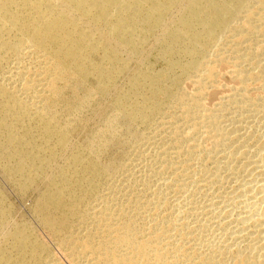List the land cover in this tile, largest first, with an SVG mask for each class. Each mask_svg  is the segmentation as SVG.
Returning a JSON list of instances; mask_svg holds the SVG:
<instances>
[{
  "label": "bare ground",
  "instance_id": "1",
  "mask_svg": "<svg viewBox=\"0 0 264 264\" xmlns=\"http://www.w3.org/2000/svg\"><path fill=\"white\" fill-rule=\"evenodd\" d=\"M250 40L264 55V0H0V176L22 195L36 190L32 212L70 264H264V145L250 140L251 155L243 143L254 134L227 136L220 120L249 111L247 82L264 79ZM221 62L240 85L208 110L203 98L219 88ZM90 106L100 121L74 142ZM215 134L242 138L235 159L253 175L236 191L248 209L221 222L229 242L206 260L209 249L186 246L201 223L185 216L203 208L181 211L170 194L217 182L204 165L192 177L203 139ZM138 164L145 171L134 175ZM3 189L0 264H59Z\"/></svg>",
  "mask_w": 264,
  "mask_h": 264
},
{
  "label": "rangeland",
  "instance_id": "2",
  "mask_svg": "<svg viewBox=\"0 0 264 264\" xmlns=\"http://www.w3.org/2000/svg\"><path fill=\"white\" fill-rule=\"evenodd\" d=\"M199 28V27H198ZM259 38V37H257ZM247 45H250L253 43V41L251 42L250 41H247L246 43H248ZM251 42V43H250ZM256 43V41H254ZM253 43V44H255ZM258 44V43H256ZM255 44V45H256ZM254 45V46H255ZM251 46V45H250ZM252 45V47L254 48V54L255 56H258L260 55L261 53L259 52V47L258 45H256L254 47ZM256 51L258 53H256ZM261 51H264V48L263 50ZM260 53V54H259ZM258 54V55H257ZM264 55H260L259 59L262 60V63H264ZM162 62L158 61L156 62L153 66L155 68H161ZM261 63V69L263 70L264 72V64ZM226 64H229L230 66L226 65ZM247 68H249L248 65H245ZM263 66V67H262ZM217 67V72L216 74L214 75L213 79L215 80L216 84L219 85V88L218 87H213L212 90H210L212 87L210 86L209 90L206 92V95L205 97L203 98V103H204V106L206 109L208 110H211V108L214 106L215 103L219 102L218 100H220V98L222 96H225L226 93L228 94V88L229 87H238L240 85V83H238V81L233 77L232 75V72H231V63H228V62H221V64H217L216 65ZM244 67V66H243ZM245 67V68H246ZM124 78H125V75L121 76L118 80H117V84L118 86L119 85H122L123 84V81H124ZM235 79V80H234ZM185 80V79H184ZM121 81V82H119ZM263 81V82H262ZM184 81L182 80L181 81V84L183 83ZM218 82V83H217ZM261 82V83H260ZM264 79L261 78V80H259V78L256 80H250L249 82H247V85L248 86V97L250 98V101L253 102V104L250 106V110L249 111H244V113H241L239 111H235L234 109H232V106L230 108V111L231 109L234 110L232 111V113H229V112H225L222 115V118H220L221 120V124L222 126L224 125L223 129L221 132H227V136H230L231 134V137H232V134H239L241 135L242 133L244 134V131L246 133V131L250 132V134H254V136H252L251 138L254 137V139H248L247 142H244L243 143V140L242 138H238L237 141L233 142V140H230L228 139L227 141H223L222 137H220V135L222 134H215L211 139H203L204 140V151H198V153L201 155V163L200 165L196 164L194 167H193V170L195 171L193 174H192V177H195L196 175V172L199 168H201V166H205L208 170H210L209 172H206L208 173L206 175L203 174L201 176V178H211L212 177H215V181H217L216 183H214V185L212 184H207V185H203L205 183V181H201L198 183V189L197 188H194L193 186V183H191L189 185V188H187V191H185L184 193H182L183 196H181L180 198L174 194H170V199L173 200L175 198H178L177 201H181V207H180V210L183 211V209H198V211L200 212L201 209L200 208H203L205 209L203 211V209L201 210L200 213H197L196 216L195 215H192V214H189V216H185V219H187V223L188 225L190 226H195L194 228H197L198 225H201L197 228V229H203L201 230V233H200V229L197 230L196 232L199 234V237H198V234L194 233L193 235V239H190L189 242L186 243V246H191L192 247H199L197 249H201V251L204 253L205 252V249H211L210 252H209V255L212 254V255H208L209 257H207V254L208 252L205 254H203V256L206 257V260L207 258H213L215 259V255L216 257H218V252L217 250L220 251V247L225 244V243H228L229 242V238L227 236H229L228 232H226V230L224 229L223 225L225 224L226 220H230L231 221H234L235 219H237L239 217V215L241 214L240 212H243L244 210L248 209L247 206H245L246 204H244V197L241 196L238 191V184L243 182L242 180H244L245 176L249 177V174L250 175H253V173H248V175H245L246 174V169L247 168H250V166H247V167H242L240 168V164H242L240 162V160H236L235 158H237L238 155V151H240V146H241V140H242V143L244 144L243 146V149L246 147L248 148L251 152L250 154L252 155L253 153H255L254 151V146H252V144L250 145V143H252L251 141L254 140L255 142H257L258 140H262L263 142V145H264V125H263V122H264ZM184 84V83H183ZM259 84V85H258ZM263 84V85H261ZM263 86V87H262ZM187 88V87H186ZM66 91V96H68V94L70 93V91L65 90ZM110 100V99H109ZM108 100V101H109ZM257 102V103H256ZM98 106V105H97ZM97 106H94V108H91V106L88 108L86 107L84 109V111L82 112V114L86 117V120H87V124L86 126L83 128V127H80L78 130H76L75 134L74 132H72L71 134V137H72V140L74 142H77L79 141L81 138L83 139L85 137V135L94 127V124L96 123H99L98 121H100L98 118V115L95 114L96 112V107ZM259 106V107H258ZM88 108V109H87ZM227 108V107H226ZM87 109V110H86ZM257 109V110H256ZM92 110V111H91ZM91 111V112H90ZM254 111V112H253ZM90 112V113H88ZM260 112V113H259ZM228 113V114H227ZM233 113H235V118L232 119V121L228 122V120H226V118H229L230 116L233 115ZM241 113V114H240ZM250 114V115H249ZM238 115V116H237ZM248 115V116H247ZM218 116V114H217ZM243 119L242 122L239 124V123H236L239 118ZM243 116V117H242ZM238 117V118H237ZM260 117V118H259ZM237 118V119H236ZM240 118V119H241ZM91 119V120H90ZM260 120V121H259ZM236 121V122H235ZM235 122V123H233ZM232 123V124H231ZM232 125H239L237 127V130H235L234 132L230 133V128H232L231 126ZM254 125V126H253ZM250 126V127H249ZM242 127V128H241ZM83 128V130H82ZM263 130V131H262ZM263 133H262V132ZM85 132V134H84ZM87 132V133H86ZM229 132V133H228ZM82 133V134H81ZM203 133V132H202ZM262 133V134H261ZM200 134H201V131H200ZM260 134H261V137H260ZM76 135V136H75ZM226 135V134H225ZM263 135V136H262ZM258 136L260 139H258ZM225 137V136H223ZM233 138V137H232ZM77 141H76V140ZM210 140V142H208ZM214 142H212V141ZM222 142L219 143L218 141ZM239 140V141H238ZM251 140V141H250ZM217 141V142H216ZM232 141V142H231ZM249 141V142H248ZM225 142V143H224ZM211 144V145H210ZM218 144V145H216ZM220 144V145H219ZM224 144V145H223ZM247 144V146H246ZM215 145V146H214ZM222 145V146H221ZM213 146V147H212ZM220 148H219V147ZM217 147V148H216ZM215 148V149H214ZM239 148V149H238ZM245 148V149H246ZM253 148V149H252ZM154 150V153L157 149L156 146H151L150 150H149V153H152L153 150ZM213 149V150H212ZM152 150V151H151ZM216 150V151H215ZM225 150V151H224ZM264 150V148H263ZM262 151H259L260 153L263 152ZM151 151V152H150ZM219 152V153H218ZM237 152V153H236ZM152 153V154H154ZM232 153V154H231ZM236 153V154H235ZM218 154V155H217ZM231 154V155H230ZM257 154V153H256ZM256 154H254V158L256 157ZM225 155V156H224ZM227 155L229 156H232L233 158L231 160H229L228 158H225L227 157ZM150 156V155H148ZM152 159H154V157L151 156ZM150 157L148 158L151 159ZM151 159V160H152ZM239 159V158H237ZM264 159V157H263ZM261 159L260 162H263L264 163V160ZM217 160V161H216ZM229 160V161H228ZM61 160H58V163L60 162ZM142 162V161H141ZM150 162V163H149ZM145 163L149 164L150 166L152 167H155L156 163L154 161H145ZM144 161L142 162V164H145ZM239 163V164H238ZM261 163V164H263ZM158 164V163H157ZM238 165V167L240 169H238V167L236 165ZM253 165V164H252ZM139 166L141 168H139ZM146 167V166H145ZM145 167L142 165H139L136 167L137 170L139 171H135L133 174L134 175H138L140 173H142L141 171H145ZM223 167V169H222ZM226 167V168H225ZM234 167V168H233ZM214 168V169H213ZM225 168V169H224ZM229 168L230 169V172H229ZM233 168V170H232ZM142 169V170H141ZM244 170V171H243ZM214 171V172H213ZM222 171V172H220ZM233 173H232V172ZM250 171V170H249ZM214 173V174H213ZM230 173V174H229ZM213 174V175H212ZM218 174V175H217ZM0 175H2V172H1V169H0ZM194 175V176H193ZM207 177H206V176ZM212 175V176H211ZM204 176V177H203ZM154 180V179H153ZM156 182V183H155ZM160 182V180H159ZM158 180L157 181H153L152 182V187L156 186L157 184H159ZM238 182V183H237ZM131 184H133L131 181H130ZM235 183V184H234ZM7 184V185H6ZM156 184V185H155ZM0 185L2 188H4L3 190L6 191V197L7 199L6 200H10V204L11 206L13 207L14 211L16 212V214L18 215V219L21 218V216L26 220L28 221V223L31 224L33 230H34V233L36 234V236L40 237V239L43 241L44 244H46L47 246V249L48 251L50 250V254H53V257L55 259H57L58 263L59 264H70V260L68 261L67 258L65 256H63V252L61 251V249L59 248V246L57 247V242H56V239L55 237L52 235H50V233H48L47 229L44 228V226L42 224H39L40 222H38V219L37 217L35 216V214H33L32 212V205L31 203H34L35 201V196H36V190L35 191H29V192H26V194L22 195V192H19L17 191L16 188L13 189V184H11L5 177L3 176H0ZM203 186L201 188H199V186ZM226 185V186H225ZM237 188H236V187ZM193 187V188H192ZM233 187V188H232ZM231 188V190H229ZM235 188V189H234ZM12 189V190H11ZM235 191H234V190ZM237 189V190H236ZM190 190V191H189ZM232 190L234 192H232ZM16 191V193H15ZM123 191V190H122ZM121 191V193H122ZM125 191V194L121 195V193H119L118 196L119 197V201L121 202L122 200H127L129 197L127 195V192L129 190H127L126 188L124 189ZM231 191V193H230ZM238 193H237V192ZM32 192V193H31ZM20 194H21V197H20ZM228 194V195H227ZM238 194V196H237ZM19 195V196H18ZM175 197H174V196ZM217 195V196H216ZM227 195V196H226ZM124 196V197H123ZM127 196V197H126ZM212 196V197H211ZM222 196V197H221ZM233 196V197H232ZM172 197V198H171ZM174 197V198H173ZM187 197V198H186ZM219 197V198H218ZM224 197V198H223ZM227 197V199H226ZM20 198V199H19ZM125 198V199H124ZM212 198V199H211ZM223 200H222V199ZM229 198V200H228ZM231 198V199H230ZM121 199V200H120ZM185 199V200H183ZM188 199V200H187ZM209 199V200H208ZM216 199H217V202H216ZM170 200V201H171ZM227 200V201H225ZM231 200V201H230ZM28 201V202H27ZM33 201V202H32ZM215 201V204L211 207H208L209 204H211V202ZM219 201V202H218ZM243 201V202H242ZM246 202V201H245ZM248 202H250V200H248ZM13 203V204H12ZM174 203V202H173ZM24 204V205H23ZM31 204V205H30ZM190 204V205H189ZM208 204V205H207ZM220 204V205H219ZM16 205V206H15ZM224 205V206H223ZM31 206V207H30ZM207 206V207H206ZM242 206V207H241ZM15 207V208H14ZM207 209H206V208ZM217 207V208H216ZM209 208L210 210L212 211H209ZM220 208V209H219ZM244 209V210H243ZM17 210V211H16ZM209 212H208V211ZM227 210H229V214L228 215H232L231 217L227 216V215H224L226 214ZM19 211V212H18ZM217 211V212H216ZM224 211V212H223ZM204 212V213H203ZM221 212V213H220ZM216 213V214H215ZM231 213V214H230ZM204 214V215H203ZM202 215V216H201ZM224 215V216H223ZM238 215V216H237ZM236 216V218L234 217ZM191 217V218H190ZM196 217V218H195ZM206 217V218H205ZM227 217V218H226ZM232 218V219H231ZM234 218V219H233ZM206 219V220H205ZM226 219V220H225ZM194 220V222H193ZM200 220V221H199ZM208 220V221H207ZM33 222V223H32ZM192 222V223H191ZM215 222V223H214ZM221 222L224 224L222 225ZM199 223V224H198ZM232 223H235L232 222ZM231 225H234L232 224ZM39 224V225H38ZM231 225L229 227H231ZM204 226V227H203ZM40 229H39V228ZM37 228V229H36ZM219 229V230H218ZM230 229V228H229ZM213 231V232H212ZM223 231V232H222ZM230 231V230H229ZM211 233V234H210ZM246 233V231L244 232ZM242 234V233H241ZM197 235V236H196ZM195 236L198 238H195ZM223 236V237H222ZM195 238V239H194ZM224 238V239H223ZM246 238V237H245ZM226 240V241H225ZM245 239L243 240V242L245 243ZM242 242V240H237V243L238 245H242L244 244ZM222 243V244H221ZM242 243V244H240ZM48 244V245H47ZM197 244V246L195 245ZM200 244V245H199ZM209 246H208V245ZM212 245V246H211ZM52 247V249H51ZM54 247V249H53ZM201 247V248H200ZM210 247V248H209ZM216 247V248H215ZM231 248H233V246H230ZM56 248V249H55ZM60 249V250H59ZM54 250V251H53ZM52 251V252H51ZM61 251V252H59ZM200 251V250H199ZM212 251V253H211ZM216 252V253H214ZM56 253V254H55ZM61 253V254H60ZM215 255H214V254ZM63 254V255H62ZM60 256V257H59ZM213 256V257H211ZM228 259L230 260L229 258H225V260ZM223 260V261H225ZM62 261V262H61ZM224 263H230L231 264V261H225ZM72 264V263H71ZM219 264V263H218Z\"/></svg>",
  "mask_w": 264,
  "mask_h": 264
}]
</instances>
